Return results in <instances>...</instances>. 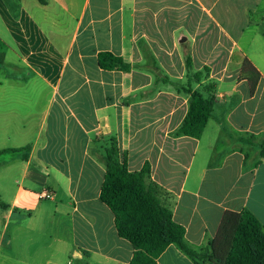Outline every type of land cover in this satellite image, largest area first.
<instances>
[{
    "label": "crops",
    "instance_id": "crops-1",
    "mask_svg": "<svg viewBox=\"0 0 264 264\" xmlns=\"http://www.w3.org/2000/svg\"><path fill=\"white\" fill-rule=\"evenodd\" d=\"M184 84L215 99L199 139ZM112 139L196 252L227 212L264 229V0H0V152L30 147L0 157V264H130L100 201ZM157 264L195 263L171 245Z\"/></svg>",
    "mask_w": 264,
    "mask_h": 264
},
{
    "label": "trees",
    "instance_id": "trees-1",
    "mask_svg": "<svg viewBox=\"0 0 264 264\" xmlns=\"http://www.w3.org/2000/svg\"><path fill=\"white\" fill-rule=\"evenodd\" d=\"M98 63L104 70L130 69L122 58L109 52L100 53ZM240 76L249 80L254 93L257 85L254 76L260 77V74L249 60L243 62ZM198 77L201 78L202 73L191 75L192 80ZM184 89L191 96V104L180 134L199 139L211 117L215 99H206L200 92ZM29 151V146L7 149L0 152V157L24 152L23 158L27 159ZM259 157L264 160V141ZM104 165L106 176L100 201L114 214L119 237L128 241L135 250L130 264H157L171 245H175L195 264H264V229L251 212H227L213 243L206 250L196 252L185 241V228L173 220L171 211L160 204L147 185L148 169L129 171L126 164L120 161L115 139L111 140L106 150Z\"/></svg>",
    "mask_w": 264,
    "mask_h": 264
},
{
    "label": "rangeland",
    "instance_id": "rangeland-1",
    "mask_svg": "<svg viewBox=\"0 0 264 264\" xmlns=\"http://www.w3.org/2000/svg\"><path fill=\"white\" fill-rule=\"evenodd\" d=\"M202 76L204 77V78H207V73L204 71V70H202ZM194 84H195V82H194ZM179 85V84H178ZM180 86V85H179ZM184 86V88H186V89H189V85L188 84H184L183 85ZM183 86H181V87H183ZM176 87V86H175ZM192 87H193V85H192ZM221 88H220V92H226L227 94H231V88H232V86H227L226 85V87L225 86H220ZM228 99H230L229 97H228ZM71 261L73 262V264H77V260H76V258L75 257H72L71 258Z\"/></svg>",
    "mask_w": 264,
    "mask_h": 264
},
{
    "label": "built area",
    "instance_id": "built-area-1",
    "mask_svg": "<svg viewBox=\"0 0 264 264\" xmlns=\"http://www.w3.org/2000/svg\"><path fill=\"white\" fill-rule=\"evenodd\" d=\"M42 198H44V199H53V194L50 193V192H44L42 194Z\"/></svg>",
    "mask_w": 264,
    "mask_h": 264
}]
</instances>
